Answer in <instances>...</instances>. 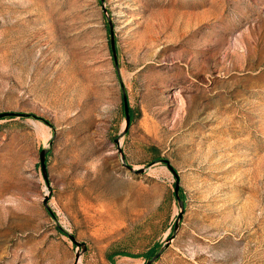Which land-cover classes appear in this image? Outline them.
I'll return each mask as SVG.
<instances>
[{
	"label": "rangeland",
	"instance_id": "374dc122",
	"mask_svg": "<svg viewBox=\"0 0 264 264\" xmlns=\"http://www.w3.org/2000/svg\"><path fill=\"white\" fill-rule=\"evenodd\" d=\"M3 113L0 264H264V0H0Z\"/></svg>",
	"mask_w": 264,
	"mask_h": 264
},
{
	"label": "water",
	"instance_id": "95a60500",
	"mask_svg": "<svg viewBox=\"0 0 264 264\" xmlns=\"http://www.w3.org/2000/svg\"><path fill=\"white\" fill-rule=\"evenodd\" d=\"M124 104H125V111H126V127H125V130L123 132V135H125L127 132H128V129L130 127V122H131V116H130V110H129V106H128V101H127V97H126V94L124 93ZM15 116H20V117H29V115L27 114H16V113H3V114H0V120L2 119H5V118H12V117H15ZM117 143H119V139L116 140ZM46 152L47 151H43L42 152V157H41V160H42V165H43V172H44V175L47 176V168H46V163H45V159H46ZM169 169L172 171V173L176 176V178L179 180V176L177 174V172L175 171V169L170 165V163L168 161H164ZM176 195H177V198L179 200V203L180 205L182 206L183 205V202L181 201V198L179 196V183L177 184L176 186ZM178 224L176 225V229H178ZM70 239L77 245V246H80L83 250V252H85L87 250V247L82 244V243H79L77 240H76V237L75 236H72L70 235ZM167 247V246H166ZM165 247V248H166ZM165 248H162L161 250H159V252L153 257L151 258L147 264H154L156 261H158L160 259V257L162 256V254L164 253L165 251ZM80 258H81V253H78L76 255V262L75 264H81L80 263Z\"/></svg>",
	"mask_w": 264,
	"mask_h": 264
},
{
	"label": "trees",
	"instance_id": "16d2710c",
	"mask_svg": "<svg viewBox=\"0 0 264 264\" xmlns=\"http://www.w3.org/2000/svg\"><path fill=\"white\" fill-rule=\"evenodd\" d=\"M157 249H158V248H157ZM157 249H156V251H155V250L152 251L153 254L151 253L150 259L153 258V257L159 252V251L157 252ZM122 254H124V255H131V254H129V253H122ZM150 259H149V260H150Z\"/></svg>",
	"mask_w": 264,
	"mask_h": 264
}]
</instances>
